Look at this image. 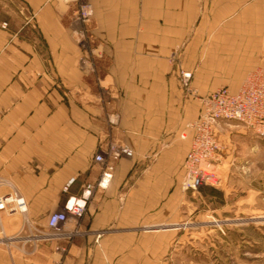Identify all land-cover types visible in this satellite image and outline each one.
Returning <instances> with one entry per match:
<instances>
[{
  "label": "crops",
  "instance_id": "crops-1",
  "mask_svg": "<svg viewBox=\"0 0 264 264\" xmlns=\"http://www.w3.org/2000/svg\"><path fill=\"white\" fill-rule=\"evenodd\" d=\"M88 2L92 16L81 22L83 2L0 0V195L17 190L44 230L99 178L102 144H125L134 157L95 194L67 255L56 252L65 243L16 238L22 219L3 217L0 264H149L151 241L162 237L151 233L175 230L193 209L182 189L190 140L181 136L201 106L186 96L179 69L202 95L236 92L264 70V0ZM229 126V152L263 146Z\"/></svg>",
  "mask_w": 264,
  "mask_h": 264
},
{
  "label": "built area",
  "instance_id": "built-area-1",
  "mask_svg": "<svg viewBox=\"0 0 264 264\" xmlns=\"http://www.w3.org/2000/svg\"><path fill=\"white\" fill-rule=\"evenodd\" d=\"M64 2H83L80 6L78 20L87 22L92 16V6L88 0H62ZM8 29V24L1 26ZM174 60L171 61L173 63ZM181 86L187 90L201 106L198 118L188 126V133L181 136L190 140V149L184 162L185 175L182 189L185 192H197L205 185H215L217 175L211 171L220 165L222 144L218 130L222 124L242 126L255 138L264 141V70H257L248 75L238 91L221 87L216 91L202 95L192 87V73L179 69ZM119 116L111 115L108 120L112 126L119 124ZM134 151L117 141L102 144L94 158L100 169V176L95 183L84 185L78 196H71L60 211L50 215L44 230L37 229L29 219L28 204L25 198L15 189L0 195V222L3 217L22 219L16 238L29 232L35 243L62 242L65 245L56 247V252L68 253V243L77 234V227L89 213L95 194L110 188L117 163L123 158H133ZM219 181V180H218ZM75 179H71L64 188L69 192Z\"/></svg>",
  "mask_w": 264,
  "mask_h": 264
},
{
  "label": "rangeland",
  "instance_id": "rangeland-1",
  "mask_svg": "<svg viewBox=\"0 0 264 264\" xmlns=\"http://www.w3.org/2000/svg\"><path fill=\"white\" fill-rule=\"evenodd\" d=\"M229 125L243 128L235 124H222L223 130L219 127L220 165L211 169L217 183L197 192L183 191L193 209L182 213L175 230L151 233L162 237L151 241L149 264H264V144L245 154L229 152L224 136L232 128ZM237 156H243V161H228Z\"/></svg>",
  "mask_w": 264,
  "mask_h": 264
}]
</instances>
